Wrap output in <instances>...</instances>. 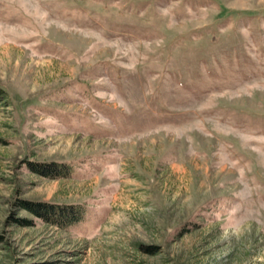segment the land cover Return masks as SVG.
Segmentation results:
<instances>
[{
    "label": "rangeland",
    "instance_id": "obj_1",
    "mask_svg": "<svg viewBox=\"0 0 264 264\" xmlns=\"http://www.w3.org/2000/svg\"><path fill=\"white\" fill-rule=\"evenodd\" d=\"M0 90V264H264V0H0Z\"/></svg>",
    "mask_w": 264,
    "mask_h": 264
},
{
    "label": "trees",
    "instance_id": "obj_2",
    "mask_svg": "<svg viewBox=\"0 0 264 264\" xmlns=\"http://www.w3.org/2000/svg\"><path fill=\"white\" fill-rule=\"evenodd\" d=\"M0 93L4 94V92ZM1 95V94H0ZM30 169L48 178H58L69 174L70 166L63 162H31ZM22 206L41 220L66 229L79 222L85 216L80 204H59L46 201H24Z\"/></svg>",
    "mask_w": 264,
    "mask_h": 264
}]
</instances>
